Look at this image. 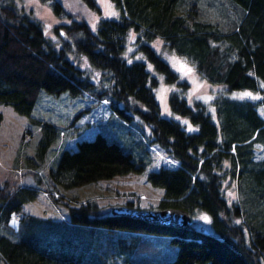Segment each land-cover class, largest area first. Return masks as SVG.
<instances>
[{"label":"trees","instance_id":"1","mask_svg":"<svg viewBox=\"0 0 264 264\" xmlns=\"http://www.w3.org/2000/svg\"><path fill=\"white\" fill-rule=\"evenodd\" d=\"M44 1L70 19L53 27L59 46L32 9L0 0V103L30 115L42 88L92 99L66 123L57 162L50 165L53 159L46 158V181L22 180L39 176L40 165L28 159L22 174L15 167L0 185V264H264V154L256 155V143H264V0H111L118 15L99 16L94 26L63 0ZM78 1L100 11L96 0ZM131 30L139 56L125 51ZM156 38L187 58L202 79L220 86L217 91L243 89L262 97L219 94L214 105L211 96L208 102L187 99L188 82L151 45ZM73 50L106 71L109 83L96 85L70 56ZM151 68L176 85L167 94L171 114L161 112ZM111 112L123 119L137 115L149 127L142 132L148 138L144 160L102 132ZM184 117L191 127L182 124ZM48 125L45 152L57 134ZM155 143L178 160L145 174L163 188L156 207L183 208L191 223L172 226L113 213L94 198L76 204L63 199L60 187L142 171ZM225 178L235 184L234 199L223 194ZM41 190L67 205L63 217L25 210ZM122 203L138 207L131 198ZM199 214L207 225L196 223Z\"/></svg>","mask_w":264,"mask_h":264},{"label":"rangeland","instance_id":"2","mask_svg":"<svg viewBox=\"0 0 264 264\" xmlns=\"http://www.w3.org/2000/svg\"><path fill=\"white\" fill-rule=\"evenodd\" d=\"M15 1L27 10L32 9L33 14L44 24L45 31L55 39V44L57 46L61 45L60 37L53 27L61 22H69V18L59 17L54 14L50 4L44 0ZM63 1L67 9L78 16L83 15L92 26H94L99 16L114 17L118 15V11L111 0H96L100 8L99 12L89 9L88 6L78 0ZM133 36L134 32L131 30L125 51L126 53L133 52L134 55L139 56ZM151 45L176 70L178 79L188 82V85H186L187 99L200 97L203 101L208 102L211 96L212 105H214L219 94L237 98L262 97L259 92L243 89H233L228 94L224 91H217L220 86L208 83L202 79L187 58L174 50L168 49L160 39L152 40ZM70 56L74 58L78 65L85 69L96 85L102 86L109 83L107 81V72L93 66L86 55L73 50L70 52ZM151 71L157 75L154 91L159 101L161 112L165 115L171 114L167 104V94L176 85L174 82H166L163 76H160L154 69L151 68ZM90 99L92 98L88 94L74 95L69 90L51 92L42 88L30 115L17 111L11 104L0 103V110L3 113V118L0 122V185L3 184L5 178L10 177L15 167L20 166L14 170V173L16 175L22 174V168L27 167L28 159H33L35 164L40 165V168L35 170L39 172V176L36 178L35 174L22 175V180H25V182L34 181L38 185H40V182L46 181L42 174V166L47 163L46 158L53 159L54 163H50V165H54L57 162L63 143L67 138L66 123L73 118L81 107L88 105ZM262 109L264 110V105ZM31 117L39 120L32 122L30 120ZM212 118L215 119V115ZM180 120L184 126L191 127L192 123L187 117ZM48 123L54 124L57 134H55L56 138L47 146L48 149L45 152L42 138L43 132L49 126ZM26 127L28 128L25 131ZM101 130L109 139L116 140L124 150L130 151L136 158L145 159V143L148 138L146 139L142 132L143 130L148 132L149 127L140 124L137 115H133L129 119H123L117 113L111 112L108 118L101 123ZM153 150L147 148L148 154L146 157L148 163L145 164V168L142 171L115 174L112 177L100 178L96 182L74 185L68 188L60 187V191L62 190L64 194L63 199L76 204L79 202L78 199L94 198L104 208H110L114 205L123 204L122 202L127 198H131L140 208L156 207L158 200L163 196V188L151 184L146 179L145 174L150 168H158L162 165L175 166L178 164V160L168 154L159 144ZM18 151L19 156L17 157L16 153ZM263 154L264 143H256V155L261 156ZM16 158L17 162L14 165ZM222 191L228 200L237 197L236 187L231 179H224ZM24 208L26 211L39 215L63 217L67 210V205L62 201L55 200L50 193L41 190L37 198L25 203ZM18 218V215L14 214L11 221L17 223ZM196 223L207 225L208 219L206 215H196ZM193 264H208V261H194Z\"/></svg>","mask_w":264,"mask_h":264},{"label":"water","instance_id":"3","mask_svg":"<svg viewBox=\"0 0 264 264\" xmlns=\"http://www.w3.org/2000/svg\"><path fill=\"white\" fill-rule=\"evenodd\" d=\"M110 208L113 213H125L166 225L181 226L192 222L191 216L187 210L180 207L139 208L118 204Z\"/></svg>","mask_w":264,"mask_h":264}]
</instances>
